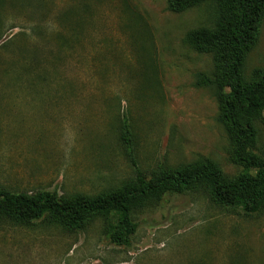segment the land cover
Wrapping results in <instances>:
<instances>
[{
    "label": "rangeland",
    "instance_id": "rangeland-1",
    "mask_svg": "<svg viewBox=\"0 0 264 264\" xmlns=\"http://www.w3.org/2000/svg\"><path fill=\"white\" fill-rule=\"evenodd\" d=\"M216 19L210 1L175 13L169 0H0V187L95 197L130 182L123 117L146 176L210 160L235 178L217 98L198 83L213 55L186 40ZM259 68L264 12L246 79ZM256 127L264 160V113ZM133 219L130 245L117 246L103 217L78 231L0 218V264H264V212L219 206L203 189L148 203Z\"/></svg>",
    "mask_w": 264,
    "mask_h": 264
},
{
    "label": "trees",
    "instance_id": "trees-1",
    "mask_svg": "<svg viewBox=\"0 0 264 264\" xmlns=\"http://www.w3.org/2000/svg\"><path fill=\"white\" fill-rule=\"evenodd\" d=\"M207 1L216 6L214 27L191 30L186 40L195 51L213 55V71L200 74L198 83L210 87L217 98L218 120L228 138L231 160L241 167L240 173L229 179L216 163L204 160L174 168L160 166L146 176L135 160L133 133L123 117L119 137L133 167L130 182L95 197H62L57 191L28 193L0 187V218L25 225L48 218L65 229L78 231L90 220L103 217L110 220L105 229L107 239L117 246H129L137 227L133 213L167 195L203 189L219 206L246 214L264 212V160L255 151L256 121L264 113V68L254 70L251 79L244 75L264 0H169V9L179 13Z\"/></svg>",
    "mask_w": 264,
    "mask_h": 264
}]
</instances>
